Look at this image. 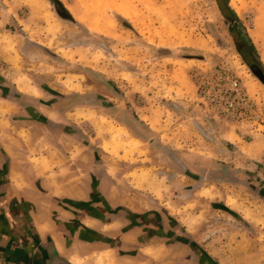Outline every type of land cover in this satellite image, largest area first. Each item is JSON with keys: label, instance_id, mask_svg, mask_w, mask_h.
Here are the masks:
<instances>
[{"label": "rangeland", "instance_id": "obj_1", "mask_svg": "<svg viewBox=\"0 0 264 264\" xmlns=\"http://www.w3.org/2000/svg\"><path fill=\"white\" fill-rule=\"evenodd\" d=\"M59 1L66 17L0 0V95L38 89L26 101L68 122L73 140L57 144L111 200L163 209L224 264H264V135L198 91L201 74L231 70L264 116L250 68L264 72V0Z\"/></svg>", "mask_w": 264, "mask_h": 264}, {"label": "crops", "instance_id": "obj_2", "mask_svg": "<svg viewBox=\"0 0 264 264\" xmlns=\"http://www.w3.org/2000/svg\"><path fill=\"white\" fill-rule=\"evenodd\" d=\"M24 85L0 95V264H224L163 209L113 201L74 169L57 144L72 142L68 122Z\"/></svg>", "mask_w": 264, "mask_h": 264}, {"label": "built area", "instance_id": "obj_3", "mask_svg": "<svg viewBox=\"0 0 264 264\" xmlns=\"http://www.w3.org/2000/svg\"><path fill=\"white\" fill-rule=\"evenodd\" d=\"M201 75L198 81L199 98L206 106L235 124L252 121L264 135V116L256 100L244 90L238 75L226 69Z\"/></svg>", "mask_w": 264, "mask_h": 264}, {"label": "trees", "instance_id": "obj_4", "mask_svg": "<svg viewBox=\"0 0 264 264\" xmlns=\"http://www.w3.org/2000/svg\"><path fill=\"white\" fill-rule=\"evenodd\" d=\"M53 4H56V6L58 7V14L61 16V17H66V15H68L67 13V11H66V9L64 8V6H63V4L59 1V0H50ZM218 1V0H217ZM228 3H229V0H226ZM231 11V10H230ZM232 13H233V16L234 17H237V14L232 10ZM243 47H246V46H244V45H248V44H250L249 46H247L248 47V50L249 51H252L256 56H257V58L259 57L258 56V52H257V49H256V47L254 46V44H253V42L251 41V39L249 38V40H247V39H245L244 41H243ZM240 51H241V53L242 54H245V51L243 50V49H241L240 48ZM259 64V66L260 67H263L262 66V63L261 62H258Z\"/></svg>", "mask_w": 264, "mask_h": 264}, {"label": "water", "instance_id": "obj_5", "mask_svg": "<svg viewBox=\"0 0 264 264\" xmlns=\"http://www.w3.org/2000/svg\"><path fill=\"white\" fill-rule=\"evenodd\" d=\"M252 73L264 84V72L262 69L254 64L250 66Z\"/></svg>", "mask_w": 264, "mask_h": 264}, {"label": "bare ground", "instance_id": "obj_6", "mask_svg": "<svg viewBox=\"0 0 264 264\" xmlns=\"http://www.w3.org/2000/svg\"><path fill=\"white\" fill-rule=\"evenodd\" d=\"M24 83H26V81L23 82V85H24ZM26 86H27V85H26ZM24 88L27 89V88L25 87V85H24ZM133 143H134V142H133ZM131 144H132V143H131ZM135 144H136V143H135ZM134 146H135V148H138V147H137L138 145H134ZM135 148H134V149H135ZM131 149H133V148H131ZM129 150H130V149H128V151H129ZM130 151H131V150H130ZM113 152H114V150H113ZM125 152H127V151H125ZM137 152H139V151H137ZM131 153H132V152H131ZM128 154H129V153H128ZM134 154H135V153H134ZM140 155H141V154H140ZM122 157H123V156H122ZM129 160H130V159H129ZM133 160H134V159H133ZM132 162H133V161H132Z\"/></svg>", "mask_w": 264, "mask_h": 264}]
</instances>
